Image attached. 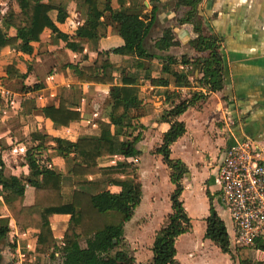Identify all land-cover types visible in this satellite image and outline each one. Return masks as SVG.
I'll return each instance as SVG.
<instances>
[{
  "label": "crops",
  "instance_id": "0c3cea01",
  "mask_svg": "<svg viewBox=\"0 0 264 264\" xmlns=\"http://www.w3.org/2000/svg\"><path fill=\"white\" fill-rule=\"evenodd\" d=\"M54 1L64 6L69 13L64 23L58 22V12L53 10L50 15L54 28L45 29L40 41L22 40L19 46L0 49V83L4 90L10 93L7 97L2 92L0 98V161L5 164L7 175L14 181L21 179L27 182L26 204L34 202V190L40 182L42 166L50 172H59L64 176L62 188L67 202L71 201L75 189H90L95 193L106 189L119 191L122 187L121 181L126 182L134 177L133 173L128 171L111 175L109 181L102 180L101 175L73 176L70 173L75 156L73 149L63 151L57 148L59 143L66 147L68 142H75L79 137L99 135L101 122L110 121L113 102L111 85L80 82L75 68L94 62L98 50H111L123 45L124 40L117 30L118 24L108 23L104 18L100 21L97 31L91 33V37L75 36L76 30L86 17L83 0ZM110 1V5L122 13L137 7L138 3L143 1L142 14L153 19L149 35L153 36V40L149 41L152 40L154 46L151 48L149 43L148 50L162 56L146 61L145 69H137L132 64V54H110L115 66V86L122 85V76L125 75L135 77L140 87L139 98L131 107L130 117L125 123L131 124L128 129L134 135L141 134V140L136 147L142 153L134 156L112 155L99 159V164L103 167L132 163L137 167L135 170L138 171L142 183V201L134 216L125 224V244L118 246L111 255L117 250H122L137 262L150 264L157 232L173 212L170 196L176 188L163 156L155 153L162 144L164 133L171 126L162 116L165 112L174 110L181 99L191 96L187 91H200L197 79L202 77V73L196 68V64L198 60L204 61L206 53L198 52L190 45V40L197 34L191 23H180L190 8L176 6L177 0H125L123 4L118 0ZM104 5L105 0H102L101 7L104 8ZM9 7L16 9L15 0H0V21ZM154 8L155 13L152 16ZM200 15L204 21V33L222 38L225 87L222 91L208 92V97L204 103H200L201 106L190 107L178 117L186 123L187 132L171 146V157L182 159L189 167V173L183 178L185 189L181 198L184 206L186 191L194 186V173L202 175L200 188L206 193L209 202V213L203 217L205 221H201L203 240L200 244L204 245L211 244L205 238L206 218L210 214L207 192H210L213 199L217 195L212 194L209 188V173L213 166L217 167L218 172V158L220 159L219 155L222 154L225 144L246 136L264 141V0H203ZM168 28L172 30L177 44L168 50H159L155 43L163 35V30ZM58 31L68 38L59 37ZM166 56L177 59L178 62L171 67L187 76L190 85H176L174 76L163 72ZM182 58L186 63L182 62ZM8 64H13L21 74H26V77L10 79L6 70ZM149 76H162L169 79L170 83L167 86L155 85ZM37 83L43 87L36 91L35 96L31 90L23 89V86L28 88ZM61 98L66 99L70 107L82 111L81 121L64 127L45 117L43 107L59 105ZM191 111L195 112L198 119V135L208 133L219 142L214 154L216 157H211L199 149L200 160L192 162L184 154L186 146L193 141L191 137H194L186 121V115ZM173 120L175 119L172 118ZM35 132L47 135V148L36 149L39 140L34 139ZM147 159L151 160L149 165ZM210 162H213L212 166ZM147 168L150 185L144 187L141 178ZM86 179L101 182L91 186L83 183ZM164 182L168 186L165 200L158 193L159 186ZM95 188H98V191H94ZM185 208L187 211V206ZM2 213V217L9 216L6 209ZM190 217L194 227L193 217ZM70 219L71 214H54L50 217L55 237L60 244ZM154 220H157V224L154 226L152 242L139 243L140 230L151 226ZM225 224L227 226L226 221ZM227 229L231 234L228 226ZM37 234L34 229H21L12 220L6 240L0 244V264H63L60 251L50 250L45 256L36 253ZM189 254L193 255V252ZM227 256L230 257L229 254Z\"/></svg>",
  "mask_w": 264,
  "mask_h": 264
},
{
  "label": "trees",
  "instance_id": "16d2710c",
  "mask_svg": "<svg viewBox=\"0 0 264 264\" xmlns=\"http://www.w3.org/2000/svg\"><path fill=\"white\" fill-rule=\"evenodd\" d=\"M83 2L86 6V17L76 30L75 36L91 37L104 18L108 23L118 24L117 30L124 40L123 45L111 50H98L94 62L75 68L80 82L111 85L113 99L111 119L101 122L99 135L79 137L75 142H68L66 147L59 143L57 148L63 151L73 149L74 163L70 170L73 176L101 175L102 180L109 181L111 175L124 173L127 167L125 164L103 167L99 164L100 158L112 155L134 156L142 153L136 147L141 140V134L134 135L128 129L131 124L125 123L130 117L131 107L139 98L140 87L135 77L125 75L122 76V85L115 86V66L110 54H132V64L137 69H145L146 61L162 56L147 49L146 40L153 26V19L142 14L143 1H140L137 7L129 8L125 13L114 9L110 5V0H105L104 8L101 7L102 0H83ZM118 2L123 4L125 0ZM202 2L203 0H177L176 6L190 8L180 23L192 24L197 36L190 40V45L198 52L206 53L203 57L204 61L198 60L196 64V68L202 73V77L197 79V86L206 88L208 92H217L224 90L225 87V56L222 51V38L204 33V21L200 15ZM15 4L16 9L9 7L0 21V49L19 46L22 40L40 41L45 29L54 28L50 15L53 10L58 12L57 20L60 23H64L69 16L67 9L54 0H15ZM154 13L155 8L152 16ZM58 35L63 39L68 38L60 31ZM176 44L173 32L168 28L156 41L155 46L159 50H168ZM164 59L163 72L172 74L176 85H190L187 76L171 67L178 62L177 59L173 56H166ZM182 62L186 63L184 58ZM6 70L10 79L26 77V74H21L13 64H8ZM149 78L155 85L167 86L170 83L169 79L162 76L158 78L149 76ZM42 87V84H35L33 87L23 89L31 90L35 96L36 91ZM208 94L201 91L191 92V96L181 99L174 110L167 111L162 116L165 121L171 123V126L164 133L162 144L155 153L163 156L176 188L170 196L173 212L157 232L150 264H178L174 240L192 230V218L187 213L181 198L185 189L183 178L189 173V167L182 159L171 157V146L187 132L186 123L178 117L190 107L201 106L200 103L206 101ZM1 96L0 93V98ZM43 113L53 123L64 127H69L83 118L82 111L70 107L64 98H61L59 105L43 107ZM172 118L175 120L172 121ZM33 137L39 140L36 149L48 147L47 135L35 132ZM64 179L61 173L50 172L42 166L41 179L34 190V202L26 204L27 182L21 179L14 181L7 175L5 164L0 161V244L5 242L10 224L14 220L21 229H34L38 232L36 246L38 255L45 256L50 250L60 251L63 264H141L135 258L128 257L122 250H117L111 255L118 246L125 244V224L134 216L142 201L140 178L134 175L131 180L121 184L119 191L106 189L95 193L91 190L75 189L69 202L65 200L63 194ZM100 182V180H83V183L91 186ZM207 194L210 200V214L206 218L205 238L217 243L223 253H228L232 259H235L225 221L213 204V196L209 191ZM4 209L8 211V217H2ZM54 214H71L61 244L55 237L50 220ZM236 249L241 260L240 264H252L249 257L252 251L249 248ZM257 264H264V258Z\"/></svg>",
  "mask_w": 264,
  "mask_h": 264
},
{
  "label": "built area",
  "instance_id": "2783aa9c",
  "mask_svg": "<svg viewBox=\"0 0 264 264\" xmlns=\"http://www.w3.org/2000/svg\"><path fill=\"white\" fill-rule=\"evenodd\" d=\"M200 91L208 93L206 88ZM2 92L10 96L0 83ZM222 153L219 194L230 214L231 243L264 255V141L250 136L234 139Z\"/></svg>",
  "mask_w": 264,
  "mask_h": 264
},
{
  "label": "rangeland",
  "instance_id": "374dc122",
  "mask_svg": "<svg viewBox=\"0 0 264 264\" xmlns=\"http://www.w3.org/2000/svg\"><path fill=\"white\" fill-rule=\"evenodd\" d=\"M149 35L146 40L147 49L149 48L148 47L149 43L151 48H153L154 46V44L152 43L153 36H149ZM150 39L152 40L149 41ZM190 87L192 88V85ZM187 93L189 95L191 94L190 91H187ZM186 121L190 126V132L194 137H191L193 138V141L192 142L190 141L189 142L190 144L186 146L187 148L184 150V154L192 162L200 160L199 153L201 151H205L207 154H210L211 157H216V155L214 154L216 153L217 145L219 146V142L215 140L208 133L206 135H201V136L198 135L200 128L197 126L198 119L196 118L195 112L192 111L189 112L186 115ZM199 149L201 151H198ZM222 154L221 155L218 154L220 157V159L218 158V162L221 161ZM150 161H151L150 159H147L148 162L147 165H149ZM212 163L213 162H210V166H212ZM125 167H127L125 172L127 171L132 172L133 175H137L139 177L138 171L135 170L137 169V167L134 166L132 163H125ZM148 172L149 171L147 168L145 172H143L142 174L141 180L143 182L144 187H149L150 185ZM194 175H195L193 179L194 186H192V188H188L185 194V206H187V211L189 215L193 217L194 227L190 233H185L181 237L176 238L174 240V246L177 250V255H176L177 262L179 264H240L241 260L237 255V249L232 243H231V249L233 254L236 256L235 259H232L231 255L230 257H228L227 256L228 254L221 252L219 247L212 240L206 239V241H210L212 245L209 243H206L204 245L200 244L201 241L203 240L201 238L203 231V226L201 221L202 220L205 221L203 217H205V215L209 213V202L207 201L206 193L205 192L203 193L200 188V181L202 179V175H197L196 173H194ZM122 183L125 182L121 181V184ZM209 188L212 190V194L217 193V195L213 199V203L215 205V208L218 210L219 214L226 221L230 233L232 234L230 214L227 208L224 206L221 196L219 195L218 190L220 188V183L218 179L217 167L214 166L209 173ZM94 191H98V188H95ZM167 191H168V186L164 182L162 185L159 186L158 189V193L162 196V198H164V200L167 195ZM156 224H157V220H154L151 226L149 227L145 226V228H142V230H140L139 243L152 242L153 240L152 234L155 231L154 226ZM191 251L193 252V255L189 254ZM249 257L252 264H257L258 261L264 258V255L261 254L257 255L253 252H250Z\"/></svg>",
  "mask_w": 264,
  "mask_h": 264
}]
</instances>
